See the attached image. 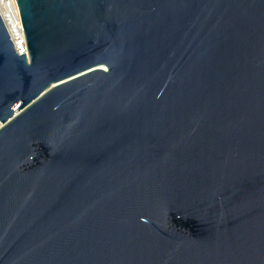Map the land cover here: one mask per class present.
<instances>
[{
  "label": "water",
  "instance_id": "obj_1",
  "mask_svg": "<svg viewBox=\"0 0 264 264\" xmlns=\"http://www.w3.org/2000/svg\"><path fill=\"white\" fill-rule=\"evenodd\" d=\"M16 2L0 264H264V0Z\"/></svg>",
  "mask_w": 264,
  "mask_h": 264
},
{
  "label": "built area",
  "instance_id": "obj_2",
  "mask_svg": "<svg viewBox=\"0 0 264 264\" xmlns=\"http://www.w3.org/2000/svg\"><path fill=\"white\" fill-rule=\"evenodd\" d=\"M0 16L17 52L20 55L26 54V39L16 0H0Z\"/></svg>",
  "mask_w": 264,
  "mask_h": 264
},
{
  "label": "bare ground",
  "instance_id": "obj_3",
  "mask_svg": "<svg viewBox=\"0 0 264 264\" xmlns=\"http://www.w3.org/2000/svg\"><path fill=\"white\" fill-rule=\"evenodd\" d=\"M0 127H1V124H0Z\"/></svg>",
  "mask_w": 264,
  "mask_h": 264
}]
</instances>
